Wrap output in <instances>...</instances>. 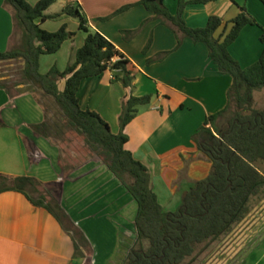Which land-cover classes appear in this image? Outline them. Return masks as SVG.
<instances>
[{"label": "crops", "instance_id": "0c3cea01", "mask_svg": "<svg viewBox=\"0 0 264 264\" xmlns=\"http://www.w3.org/2000/svg\"><path fill=\"white\" fill-rule=\"evenodd\" d=\"M27 1L34 5L40 0ZM138 2L59 0L46 14L61 13L67 4L79 6L89 28L102 34L136 68L133 94L151 95L152 101L140 108L125 129L129 136L126 148L148 168L152 188L165 211L175 212L185 194L212 171V163L198 149L193 136L209 116L226 108L232 78L219 73L203 44L185 39L174 51L178 43L175 32L153 19L143 6L136 5L107 21L101 20ZM236 3L219 0L190 4L184 19L189 27L196 29L206 27L212 16L222 18L225 25L215 36L223 41L240 7H245L258 25L245 27L229 47V53L246 69L260 59L264 49L260 40L264 4L260 0H236ZM165 4L172 14L177 13V0H165ZM56 5L61 6V11L51 12ZM68 20V17L58 20L60 24L55 30L46 28L51 20L41 27L49 32L58 31L62 25L68 29ZM147 20L150 21L131 42L123 39L122 31L136 30ZM76 26L79 29V23ZM13 34L12 12L5 7V0H0V52L11 48ZM78 36L76 33L53 56H59L70 44L66 56L67 65L72 64L86 38L81 35L80 45L76 46ZM151 38V48L144 54ZM170 51L173 52L164 61L148 64L149 59ZM125 95L123 86L115 82L114 72L107 71L100 77L84 80L78 97L83 109L98 112L117 134ZM261 95L264 97V89ZM262 104L261 100L259 111H264ZM224 119L225 116L216 121V131L223 132ZM45 120L43 105L32 93L12 96L0 89V175L29 177L42 183L40 190H45L48 198L64 208L89 240L92 253L89 258L76 259L73 239L57 219L25 195L8 191L0 194V264H80L86 260L90 264H123L137 238V202L96 158L75 170L65 171L59 146L33 129ZM193 264H264V200L209 250L203 262Z\"/></svg>", "mask_w": 264, "mask_h": 264}, {"label": "trees", "instance_id": "16d2710c", "mask_svg": "<svg viewBox=\"0 0 264 264\" xmlns=\"http://www.w3.org/2000/svg\"><path fill=\"white\" fill-rule=\"evenodd\" d=\"M58 1L40 0L32 5L27 0H5V7L13 15L14 34L19 26L23 36L19 47L0 52V62H24L23 78L31 88L19 94L32 93L42 103L39 96L32 92L36 88L54 99L62 116L58 121H48L47 108L42 103L46 120L33 129L59 146L63 169L72 171L91 158H96L108 167L137 202V238L123 264H184L194 256L199 246L229 235L250 214L252 200L264 195V172L257 167L258 164L264 165V111L254 108L255 92L264 89V49L260 59L246 69L229 53V47L236 42L242 30L258 23L245 7H240L223 41L215 36L225 25L218 16L210 17L204 28L195 29L187 25L184 20L187 6L219 0H177L176 14L169 11L165 0H139L137 4L124 6L112 16L101 19L107 21L136 5L143 6L154 16L153 19L160 20L175 32L178 43L174 51L182 46L185 39L194 44H203L219 73L232 78L226 108L209 116L193 136L198 149L212 163V171L185 194L177 211L167 212L152 188L148 168L126 148L129 136L125 129L136 118L140 108L151 103L152 96H134L136 68L102 34L89 28L88 20L80 12L79 6L67 4L61 13L46 14ZM260 1L264 4V0ZM232 2L237 4L236 0ZM62 17L77 19L79 30L85 33L86 38L72 64L63 71L54 65L43 74L40 71L41 57L58 53L65 42L76 36V33L68 31L66 25L56 32L41 27L49 20L58 21ZM149 21L136 30L122 31L123 39L131 42ZM260 40L264 46V34ZM152 42L151 38L143 50L144 54L149 52ZM172 52L161 53L149 59L148 64L162 62ZM107 71L114 72L115 82L120 83L126 91L119 116L120 131L117 134L113 133L98 112L83 109L78 97L84 80L100 77ZM61 83H64L63 87ZM0 89H5L13 96L6 83L0 82ZM233 105L236 110L229 128L223 132L216 131V121L225 116ZM69 133L83 137L90 150L91 156L82 164L67 165L64 161L61 144ZM41 186L42 183L34 178L0 175V194L19 192L35 206L49 211L73 239L75 258L86 259V251H89V256L92 253L89 240L59 202L48 198L45 190H40ZM32 194H38V197L33 198Z\"/></svg>", "mask_w": 264, "mask_h": 264}, {"label": "rangeland", "instance_id": "374dc122", "mask_svg": "<svg viewBox=\"0 0 264 264\" xmlns=\"http://www.w3.org/2000/svg\"><path fill=\"white\" fill-rule=\"evenodd\" d=\"M166 5V4H165ZM167 6V5H166ZM60 5H56L52 8L51 12H60ZM168 8V7H167ZM185 13V12H184ZM249 13V12H248ZM253 17V16H252ZM68 31H72L74 33H77L79 36L75 40L76 46L80 45V38L81 35H85L83 32L79 31L78 27L76 26L79 22L78 20L74 18L68 17ZM185 20V19H184ZM59 22L53 21L49 22L46 26L48 30H55L59 27ZM264 34V28H262L261 36ZM22 36H23V30L18 26L16 27L15 34L12 38V47L11 48H17L21 45L22 42ZM69 43V42H68ZM70 44H67L64 48V52H62L59 56H53V55H45L41 57L40 61V71L43 74H46L50 67L53 64H57L56 66L59 69L64 70L68 65V57L66 56V53L70 51ZM23 70H24V62L22 60L17 61H8V62H0V82L6 83V85L10 88L11 93L19 94L20 91H26L30 90L31 86L27 85L23 78ZM64 83H61V87H63ZM32 90V89H31ZM39 98L41 99L42 103L47 108V118L48 121H58L59 118L62 116L60 114V110L58 106L56 105L53 98L44 95L41 91H37L36 88L32 90ZM254 95V108L259 110L261 108V100H262V106H264V97L261 95V90L255 92ZM236 110V107L233 105L231 110L225 115L224 119V125L222 126L223 131L227 130L230 125V120L232 118V115L234 111ZM64 148V161L67 163V165L74 163V164H82L87 158H89L91 155L89 154L90 150L85 144L84 138L76 135L75 133H69L66 135L65 141L61 144ZM257 167L261 172H264V165L258 164ZM33 198H37V194H32ZM264 200V195H261L260 198L253 199L251 202V210L257 207L260 202ZM222 237L218 240L214 241L216 243H208L201 245L197 248L196 253L193 257L189 258L184 262V264H193V263H201L203 262L205 256L208 254L209 250H211L213 247H215V244H217L219 241H221ZM213 243V244H212ZM87 257L89 258V251H86ZM80 264H90L89 261H84Z\"/></svg>", "mask_w": 264, "mask_h": 264}]
</instances>
